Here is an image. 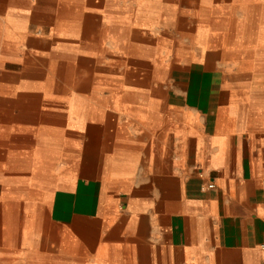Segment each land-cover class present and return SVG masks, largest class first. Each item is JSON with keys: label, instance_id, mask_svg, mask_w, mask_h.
Returning <instances> with one entry per match:
<instances>
[{"label": "crops", "instance_id": "crops-1", "mask_svg": "<svg viewBox=\"0 0 264 264\" xmlns=\"http://www.w3.org/2000/svg\"><path fill=\"white\" fill-rule=\"evenodd\" d=\"M0 139V264H264V0H0Z\"/></svg>", "mask_w": 264, "mask_h": 264}, {"label": "built area", "instance_id": "built-area-1", "mask_svg": "<svg viewBox=\"0 0 264 264\" xmlns=\"http://www.w3.org/2000/svg\"><path fill=\"white\" fill-rule=\"evenodd\" d=\"M208 187H213V184H212V183H211V184H209V185H208Z\"/></svg>", "mask_w": 264, "mask_h": 264}, {"label": "bare ground", "instance_id": "bare-ground-1", "mask_svg": "<svg viewBox=\"0 0 264 264\" xmlns=\"http://www.w3.org/2000/svg\"><path fill=\"white\" fill-rule=\"evenodd\" d=\"M116 47H117V46H116ZM117 48H118V47H117ZM117 48H116V49H117ZM62 75H63V74H62ZM0 140H1V139H0Z\"/></svg>", "mask_w": 264, "mask_h": 264}]
</instances>
